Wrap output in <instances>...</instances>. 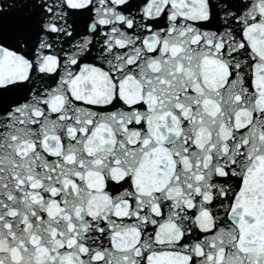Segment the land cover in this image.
<instances>
[{"label": "snow or ice", "instance_id": "obj_1", "mask_svg": "<svg viewBox=\"0 0 264 264\" xmlns=\"http://www.w3.org/2000/svg\"><path fill=\"white\" fill-rule=\"evenodd\" d=\"M0 264H264V0H0Z\"/></svg>", "mask_w": 264, "mask_h": 264}]
</instances>
